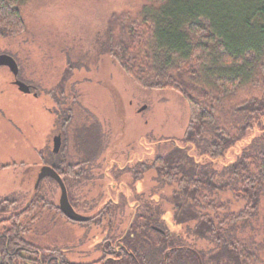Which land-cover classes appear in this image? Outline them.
I'll return each instance as SVG.
<instances>
[{
    "label": "rangeland",
    "instance_id": "1",
    "mask_svg": "<svg viewBox=\"0 0 264 264\" xmlns=\"http://www.w3.org/2000/svg\"><path fill=\"white\" fill-rule=\"evenodd\" d=\"M146 4L148 0H31L24 11L26 31L0 36V52L18 58L24 79L38 86L39 97L22 93L13 85L12 72L0 69V103H5L8 111L5 122L0 117V204L7 200L9 208L21 211L38 190L42 198L39 216L25 236L31 245L57 247L72 260L90 263L101 254L96 245L108 235L106 230L74 224L59 212L54 207L61 198L56 183L45 179L36 188L39 167L54 157L53 137L59 130L53 128V111L70 107L71 123L63 132L58 159L77 163L85 158L78 139L80 128L97 120L102 126L103 148L88 164L91 170L74 176V181L67 180L79 208H85L93 195L115 199L120 195L128 212L150 202L146 206L158 215L154 224L164 219L161 226L169 234L198 249H211L208 240L186 234L189 226H195L193 222L176 220L175 195H183V190L151 166L176 145L187 146L188 102L171 89L141 87L109 53L112 44L128 35L121 18L136 15ZM247 140L218 159L202 156L194 147L190 154L213 168L221 182L226 178L225 168L242 152ZM221 195L233 210L234 203L240 208L230 190ZM45 202L50 205L44 209ZM4 215L0 213V219ZM126 218L120 235L130 223L131 216ZM67 248L74 250V255ZM82 251L87 257L82 258Z\"/></svg>",
    "mask_w": 264,
    "mask_h": 264
},
{
    "label": "trees",
    "instance_id": "2",
    "mask_svg": "<svg viewBox=\"0 0 264 264\" xmlns=\"http://www.w3.org/2000/svg\"><path fill=\"white\" fill-rule=\"evenodd\" d=\"M30 2L0 0V36L26 31ZM121 19L128 35L109 47L110 55L141 87L174 90L190 106L187 146L176 145L151 166L183 190L175 195L176 220L193 222L186 234L208 240L211 249L172 233L142 231L136 221L126 237L136 259L107 264H200L198 255L203 264H264V0H148L136 15ZM101 133L95 122L80 129L82 160L101 154ZM246 140L221 182L213 168L190 154L194 147L218 159ZM228 190L240 208L225 202L221 194ZM40 200L35 195L13 216L7 200L0 204L3 247L7 241L28 245L25 236L39 216ZM3 257V264H29Z\"/></svg>",
    "mask_w": 264,
    "mask_h": 264
},
{
    "label": "flooded vegetation",
    "instance_id": "3",
    "mask_svg": "<svg viewBox=\"0 0 264 264\" xmlns=\"http://www.w3.org/2000/svg\"><path fill=\"white\" fill-rule=\"evenodd\" d=\"M2 55L11 56L17 63L18 73L16 75L13 73V71L11 70V68L8 65H0V69L6 68L12 72V74L15 78V80L13 81V85L15 87H17V89L20 92H22L20 90L19 86L16 84V82L17 81L23 82L26 85H28L31 89L30 90L31 92L26 93V94H33L34 97H39V94L37 93L38 92V86L33 84V83L27 82L24 79L23 68L20 65L18 58H16L14 55H11V54H8L5 52H0V56H2ZM22 93H24V92H22ZM4 106H5V103H4ZM4 106L0 103L1 121L6 120V119H4V117L6 118L7 113H8V111L4 108ZM70 110H71V108L68 107V108L62 109L63 112H61L60 109L59 110L55 109L53 111V114L55 115V117H54L55 125L53 128H54V130H56V128H58V130H59L53 137V156L54 157L50 161H46L44 165L39 167V169L37 171L35 182H37V180H38V177L41 173L42 167L50 166V167L54 168L56 173L62 178V180L64 181V183L67 187L68 195H69V201H70L71 206L75 210V212L78 213L79 215L83 216V217L88 218L87 221H82V222L74 221V220H71L69 218L68 219L70 221L74 222V224L75 223L79 224L85 228L86 227L87 228H93V229L95 228V229H100V230H106L108 232L107 237H105V239L101 243L96 245V250L100 251L101 254L99 257H97L96 259H94L90 263H87V261H83V260L82 261H76V260L70 259L68 255L67 256L64 255V253L62 252L63 250H61L60 248H57V247L31 245L30 243H28V245H24L23 241L22 242L18 241V242H15V243L10 245V242L7 241L5 244V247H3L0 244V264L4 263L3 255H5V258H9L7 256L10 255V257L16 258V260H18L21 263L26 262L29 264H63V263H67V264H107L110 262L124 261V260L130 259V258L136 259L135 253H134V251H132V247L129 244H126L127 243L126 237L128 236V233L131 231V228L136 221L140 222L142 231H145V232L153 231L156 235H161V236L166 235L168 232L166 229H164L161 226L162 224L165 225L164 219H161V221H159L158 224H154L157 222L156 218H158L157 217L158 215L153 214L152 209L149 207L151 205L150 202H146V205H149V206L145 205V207L142 208L141 207L142 205H141L140 207L133 209V212H128V210H127L128 207H126V202L125 201L122 202L120 195H118L116 197V199H115V197H113L111 195H100V197H98V195H93V196H89L90 198H88L90 203L85 202V203H87V204H85V208L84 207L79 208L80 205H77L78 201H76L74 199V196L69 193V184H67V180H69L70 182L74 181L76 178V177L74 178V176H78L79 174L81 176L82 173H87L88 171H90L91 167H88V164L90 162L80 160L79 162L74 163L73 161H67L65 159L60 160L57 157V155H59L62 151V146H63V142H64L63 141V134H64L63 132H65L66 130L69 129L68 125L71 123L72 111H70ZM91 114H93V113H91ZM59 120H61L60 125H59ZM56 121H57V126H56ZM97 124L102 128L101 123L98 120H97ZM89 125H91V124H89ZM85 127H88V126H82V128H80V129H83ZM58 137H60L61 146H60L59 151L55 152L56 140ZM110 162L111 161L107 160L108 164H111ZM112 162H114V161H112ZM113 166H115V165L114 164L110 165V168H112ZM45 179L47 181H49L50 183H56L57 185H59L57 183V180L51 176H47V177L43 178L42 181H44ZM42 181H41L40 185L42 184ZM40 185L38 188H40ZM35 195H39L38 190L35 193ZM59 204L60 203L58 202V206H59ZM128 204H130L129 201H128ZM80 209H82V210H80ZM60 211L61 210L59 208V212ZM19 213H20L19 210H15V211H11L10 215L13 216V215H17ZM128 216L129 217L131 216L130 223L128 224V226L126 228L125 233L123 235H120V231L123 227L122 225L125 221H127L126 217H128ZM20 226L21 225H19V227ZM112 231H114L113 235H111ZM2 236H4L3 231H2L1 237ZM0 243H1V241H0ZM11 247H13V248L15 247L14 248L15 250L10 251ZM188 248L192 252L196 253V251L193 248H191V247H188ZM73 251L74 250H71V248L67 250L68 253L71 252V255L74 253ZM84 254H86V253L84 251H82V255H81L82 258L84 256H86ZM168 255H169V252H167L165 254V260L168 259Z\"/></svg>",
    "mask_w": 264,
    "mask_h": 264
},
{
    "label": "water",
    "instance_id": "4",
    "mask_svg": "<svg viewBox=\"0 0 264 264\" xmlns=\"http://www.w3.org/2000/svg\"><path fill=\"white\" fill-rule=\"evenodd\" d=\"M0 65H8L15 75L18 73L17 63L11 56H8V55L0 56ZM16 84L19 86V88L22 92H24V93H30L31 92L30 87L28 85H26L25 83L17 81ZM60 146H61V141H60V137H58L56 140L55 152L59 151ZM47 176H51V177L55 178L57 180V183L60 186L61 198L59 201V203H60L59 208H60L61 212L67 218H69L71 220L79 221V222L87 221L88 220L87 217H83V216L79 215L78 213H76L75 210L73 209V207L71 206L70 201H69V195H68L67 187H66L64 181L62 180V178L56 173L54 168H52L50 166L42 167L41 173H40L38 180L36 182V188L39 187L43 178H45ZM198 259H199L200 264H203V261L199 255H198Z\"/></svg>",
    "mask_w": 264,
    "mask_h": 264
}]
</instances>
